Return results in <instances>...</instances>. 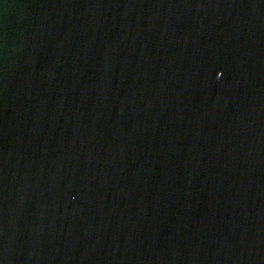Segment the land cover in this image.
Instances as JSON below:
<instances>
[{"label": "water", "instance_id": "water-1", "mask_svg": "<svg viewBox=\"0 0 264 264\" xmlns=\"http://www.w3.org/2000/svg\"><path fill=\"white\" fill-rule=\"evenodd\" d=\"M0 264H264V0H0Z\"/></svg>", "mask_w": 264, "mask_h": 264}]
</instances>
